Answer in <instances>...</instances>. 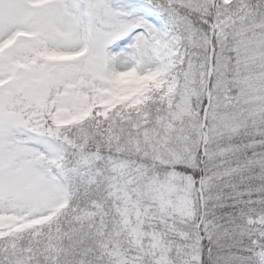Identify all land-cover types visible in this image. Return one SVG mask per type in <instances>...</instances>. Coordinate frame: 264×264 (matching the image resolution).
<instances>
[{
  "label": "snow or ice",
  "instance_id": "6c2138e0",
  "mask_svg": "<svg viewBox=\"0 0 264 264\" xmlns=\"http://www.w3.org/2000/svg\"><path fill=\"white\" fill-rule=\"evenodd\" d=\"M0 264H264V0H0Z\"/></svg>",
  "mask_w": 264,
  "mask_h": 264
}]
</instances>
